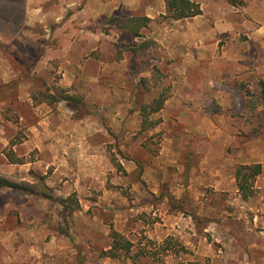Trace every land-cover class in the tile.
<instances>
[{
    "label": "rangeland",
    "instance_id": "obj_1",
    "mask_svg": "<svg viewBox=\"0 0 264 264\" xmlns=\"http://www.w3.org/2000/svg\"><path fill=\"white\" fill-rule=\"evenodd\" d=\"M194 1L196 20L166 0H0V177L79 202L1 190L0 264H264V182L240 202L215 188L241 156L264 164V0ZM57 88L81 102H43Z\"/></svg>",
    "mask_w": 264,
    "mask_h": 264
},
{
    "label": "trees",
    "instance_id": "obj_2",
    "mask_svg": "<svg viewBox=\"0 0 264 264\" xmlns=\"http://www.w3.org/2000/svg\"><path fill=\"white\" fill-rule=\"evenodd\" d=\"M229 4L234 7L237 6H244V0H226ZM166 6L168 14L174 20H183L194 18L203 14L201 10V6L193 2L191 0H166ZM151 23V19L147 16H133L127 19L122 20L121 27L127 31H129L134 37L141 38L142 32L144 29H147ZM152 42L144 41L137 49H134V52H145ZM141 86L145 90L149 91V81L146 78H142ZM260 97L264 99V80L260 81ZM43 102L47 103L48 105H54L61 101H65L69 107L74 108V105L80 103L81 100L75 96L69 95L66 90L57 88L55 94L51 93H44L43 95ZM170 98V91L169 89L163 90L161 93L158 94L157 97L150 103L142 104L140 107V116L142 118V131H147L152 128H155L159 125L160 121L152 120V116L158 114L164 109L166 102ZM13 162H16L12 159ZM19 163L21 161H18ZM263 173V167L261 164H252V165H240L236 168V182L238 192L241 198L244 201H248L253 198L256 194L255 182L257 177H259ZM45 177H40L37 180V183L30 184V183H15L9 181L3 177H0V191L1 190H11L16 193H24L29 194L31 196H36L42 200H46L57 204L59 207L63 208V214L65 215H73L74 212L79 208V202L77 199L76 194H72L67 198H60L57 197L52 189L47 186L45 182ZM115 245L113 249L105 253V256L116 258V251L119 246V235L117 233L114 234ZM131 243H125V249L128 251L131 249Z\"/></svg>",
    "mask_w": 264,
    "mask_h": 264
},
{
    "label": "crops",
    "instance_id": "obj_3",
    "mask_svg": "<svg viewBox=\"0 0 264 264\" xmlns=\"http://www.w3.org/2000/svg\"><path fill=\"white\" fill-rule=\"evenodd\" d=\"M191 1H193V2H195L194 0H191ZM196 3H198L199 5H200V3L199 2H196ZM166 8H167V6H166ZM201 10H202V12L204 13V9L203 8H201ZM202 16V15H201ZM201 16H197V17H194V18H189V19H194V20H196V19H198V17H201ZM147 17H149L150 18V16H147ZM184 20V19H183ZM226 154V153H225ZM229 156V155H228ZM254 160V159H253ZM236 161H238V160H236ZM240 161H243V164L244 165H250V163H248V162H245V161H249V159H246L245 157H243V156H241L240 157ZM255 164H261L262 165V167H263V173L259 176V177H257V180H256V182H255V184H256V188L257 189H259L260 188V186H259V183L261 182V183H263L264 182V164H263V162H262V160L260 161V162H258V163H255ZM230 167H228V166H223V170H221V171H218L219 173H225V179H223V180H220L218 183H217V185L215 186V188L217 189V190H220V191H222V190H228V191H232V192H237V194H239V192H238V188H237V182H236V177L234 176V175H232V173H231V171H230V169H229ZM231 174H230V173ZM236 200H238L239 202L242 200L241 199V196L239 195V197L236 199L235 198V201ZM229 215L230 214H228V216H227V218H229ZM222 227H224V230L225 231H227L228 229H229V225H225V224H223V225H221Z\"/></svg>",
    "mask_w": 264,
    "mask_h": 264
}]
</instances>
